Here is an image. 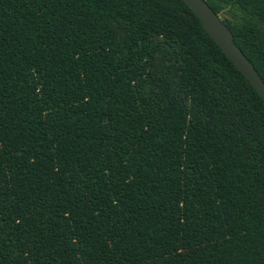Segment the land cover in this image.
Listing matches in <instances>:
<instances>
[{
  "label": "trees",
  "instance_id": "16d2710c",
  "mask_svg": "<svg viewBox=\"0 0 264 264\" xmlns=\"http://www.w3.org/2000/svg\"><path fill=\"white\" fill-rule=\"evenodd\" d=\"M264 82V0H204ZM0 264H264V100L183 0H0Z\"/></svg>",
  "mask_w": 264,
  "mask_h": 264
},
{
  "label": "water",
  "instance_id": "95a60500",
  "mask_svg": "<svg viewBox=\"0 0 264 264\" xmlns=\"http://www.w3.org/2000/svg\"><path fill=\"white\" fill-rule=\"evenodd\" d=\"M199 18L206 32L222 48L228 58L250 81L264 100V82L243 52L233 41L230 29L204 0H183Z\"/></svg>",
  "mask_w": 264,
  "mask_h": 264
}]
</instances>
